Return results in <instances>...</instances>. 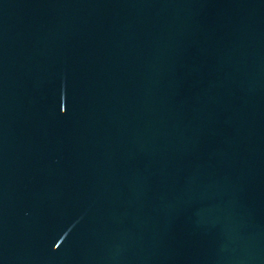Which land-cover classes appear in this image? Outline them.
Instances as JSON below:
<instances>
[{
    "label": "water",
    "instance_id": "water-1",
    "mask_svg": "<svg viewBox=\"0 0 264 264\" xmlns=\"http://www.w3.org/2000/svg\"><path fill=\"white\" fill-rule=\"evenodd\" d=\"M0 264H264V0H0Z\"/></svg>",
    "mask_w": 264,
    "mask_h": 264
}]
</instances>
